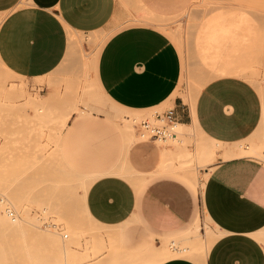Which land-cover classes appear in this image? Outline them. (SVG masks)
Here are the masks:
<instances>
[{"label": "crops", "instance_id": "obj_1", "mask_svg": "<svg viewBox=\"0 0 264 264\" xmlns=\"http://www.w3.org/2000/svg\"><path fill=\"white\" fill-rule=\"evenodd\" d=\"M191 1L0 0V60L19 76L42 77L66 57L70 31L87 34L120 23L103 37L96 58L97 84L106 100L127 110L162 108L160 114H171L177 124L193 126L231 149L247 138L260 140L261 144L252 145L264 149V95L243 67L230 64L216 70L193 103L187 100L189 93L180 90L181 51L151 18L178 13ZM228 9H233L232 3L225 4ZM213 21L228 27L216 40L208 34L203 39L204 50L210 49L204 55L215 57L210 63L216 64L225 41L234 38L240 44L241 38L228 26L233 23ZM114 111L111 108L108 113L117 117ZM93 116L104 127L109 122L108 115ZM164 149L168 150L149 144L131 149V160L146 179L136 187L127 178L129 172L111 165L85 178L89 179L88 213L100 223L119 227V241L129 251L160 246L173 237L186 242L185 232L200 222L203 236L207 223L216 236L204 264H264V242L256 234L264 231V161L218 152L216 161L201 169L210 173L197 185L187 175L162 165ZM161 264L200 263L192 255Z\"/></svg>", "mask_w": 264, "mask_h": 264}, {"label": "rangeland", "instance_id": "obj_2", "mask_svg": "<svg viewBox=\"0 0 264 264\" xmlns=\"http://www.w3.org/2000/svg\"><path fill=\"white\" fill-rule=\"evenodd\" d=\"M226 3H232L233 9L225 10ZM215 4L217 9H213ZM241 14L244 16L239 19ZM215 18L233 23L228 26L235 28L233 35L240 37L241 42L235 44L234 38L225 41L222 56L212 64L204 60L209 50L204 52L202 47L207 37L204 29ZM151 20L170 35L181 51L183 93H189L194 83L214 77L216 70L232 64L243 67L249 80L264 95V0H192L178 13ZM238 21L246 26L241 23L240 32L236 28ZM119 26L120 23L95 33L75 34L77 38L72 40L62 63L41 78L14 75L0 62V198H3L0 200V264H104L107 249L114 248L117 242L103 231V223L102 227L88 217L83 194L79 192L84 188L81 181L99 168L111 165L129 172L127 178L135 187L144 184L146 179L130 157L136 144L170 149L182 139L179 144L191 151L196 149L194 139L200 134L195 127L184 129L182 134L177 133V139L167 141L155 140L148 132L142 136L141 122L156 123V115L163 109L119 108L100 92L96 79L97 53L104 42L102 38ZM95 34L98 38L91 40ZM15 81L27 84L25 97L11 91L10 85ZM36 106L45 109L38 110ZM111 108L119 116H110ZM65 113L69 117L73 114L64 127ZM94 114L108 115L105 127ZM126 117L130 133L138 136L136 141L124 136L129 134L122 127ZM253 140L247 138L243 142L261 144L260 140ZM254 157L264 161L263 157ZM211 158L200 154L191 161L177 159L176 162L183 170L198 168L202 183L205 173L201 169L216 161ZM69 200L70 206L66 204ZM213 233L207 223L200 239L189 235L184 237L186 242L176 239L180 250L175 249L167 259L149 257L144 264H161L176 256L195 255L197 259L199 247L216 237Z\"/></svg>", "mask_w": 264, "mask_h": 264}, {"label": "bare ground", "instance_id": "obj_3", "mask_svg": "<svg viewBox=\"0 0 264 264\" xmlns=\"http://www.w3.org/2000/svg\"><path fill=\"white\" fill-rule=\"evenodd\" d=\"M243 14L238 15L240 16L239 19H241V17ZM243 20V18H242ZM246 21V20H244ZM243 23L242 25L244 27L245 24L244 22H238V25L236 26V28H239L240 27V24ZM206 30H204V32L209 35V38L211 39H215L216 35L217 34H222V33H226L228 32V27L226 26H223V25H220V26H217L216 24H214V21H211L210 24L208 26L205 27ZM230 29V28H229ZM240 28L238 30V32H240ZM234 31V30H232ZM252 32V31H251ZM95 33V32H93ZM70 34V41L72 42V40H75L77 38V36L75 35V33L73 31H70L69 32ZM241 34V33H240ZM239 34V35H240ZM226 35V34H225ZM238 35V36H239ZM99 35L95 34L91 37V40H94V39H97ZM105 36V35H104ZM75 37V38H74ZM86 37V36H85ZM101 37V36H100ZM103 37V36H102ZM220 37V36H219ZM245 37V36H244ZM93 38V39H92ZM79 39V38H78ZM103 39V38H102ZM208 39V38H207ZM230 39V37H229ZM216 40V39H215ZM220 41V40H219ZM71 42H70V46H71ZM214 42V41H213ZM216 42V41H215ZM227 42V41H226ZM217 43V42H216ZM205 44H207V42H205ZM209 45L210 44H213V43H208ZM221 45V44H220ZM69 46V47H70ZM219 47V46H218ZM203 48V47H202ZM207 48V47H206ZM204 50V48H203ZM210 50V49H208ZM216 50V49H215ZM213 51V50H212ZM205 52V51H204ZM218 53V52H217ZM216 53V54H217ZM204 54V53H203ZM207 54V53H205ZM213 56V54H212ZM221 56V55H220ZM208 55H204V60H207L208 63L209 62H212L215 58V57H208ZM88 58V57H87ZM2 66L9 72H11L12 74L14 75H18L16 73H13L9 68H7L3 62L0 60ZM216 75V74H215ZM228 75H231V74H228ZM217 77V76H216ZM37 78H41V77H37ZM36 78V79H37ZM213 77H208V78H205L197 83H194L193 86L190 88V91H189V95L187 97V100L191 103H193V101L196 99V96L198 95V93L201 91V89L212 79ZM35 81V80H34ZM37 84V83H35ZM10 89L11 91L13 90L15 93H17L18 95L20 96H26L27 94V89H28V86L26 83H17L16 81L15 82H12L11 85H10ZM187 88V87H186ZM193 105V104H192ZM36 108L38 110H41L42 108H44V106H36ZM36 109V110H37ZM45 109V108H44ZM37 112V111H36ZM115 112V111H114ZM117 115V114H116ZM118 116V115H117ZM68 117H69V113H65L64 115V120H63V126L65 127V124L68 120ZM263 117H264V114H263ZM128 118H126V122L124 123V125H122L123 127V131L128 132L129 134H125L128 138L127 140L129 139V141H133L134 139H136L138 136L136 134H131L130 133V130H129V126H130V123H128ZM176 127H177V130L176 133H175V136L172 137V139H177V133L180 135L183 133V130L184 129H189V126L187 125H184V124H177L176 123ZM198 130V129H197ZM200 134V137H195L194 139V142H195V150L194 151H191L186 147H184L183 145L179 144L181 143L182 139H179V143L176 144L175 146V149H168L166 151V153H164V161H163V164L166 163L169 167H172L173 171H177V172H180V173H185L184 175H187L195 184H199V169H195V171H187V170H183V169H180V166H176V161L177 159L180 160V162H187V161H191L193 160L196 156H199L200 154H206V155H210L212 158L211 160L214 161L215 159V156L217 155L218 152H220L223 156L227 157V156H231V155H235L237 154L238 156L240 155H249V156H259V157H264V149L261 145V150H259L257 147L253 146V145H246L245 142H241V143H238L235 145L234 148H228L225 146L224 143L220 142V141H216L214 139H211L203 134H201L199 131L197 132ZM143 136V135H142ZM197 136V135H195ZM59 144V143H58ZM131 144V143H130ZM30 147V146H29ZM202 157V156H201ZM224 157V158H225ZM233 157V156H231ZM200 158V157H199ZM48 167V166H47ZM49 168V167H48ZM210 169H213V167H211ZM210 171V170H209ZM206 173L205 175H203L204 178H207L208 175H209V172ZM71 172V171H69ZM72 173V172H71ZM72 174H75L74 172ZM79 177V176H78ZM89 180V179H87ZM87 180H82L81 183L82 185L84 186V188L82 189V191L80 190L79 192L81 193V196L83 194V199L85 201V198H86V193H87V189H88V186H89V182H87ZM91 183V181H90ZM80 197V196H79ZM78 197V198H79ZM79 200V199H78ZM70 201V200H69ZM71 203L68 202L66 203L67 205ZM80 203H83V202H80ZM85 204V203H83ZM71 204H69L70 206ZM73 205V204H72ZM79 205V204H78ZM81 205V204H80ZM85 207V206H84ZM86 208V207H85ZM9 212V211H8ZM86 212H87V215L89 218H92V220H95L87 211L86 209ZM10 213V212H9ZM96 221V220H95ZM98 222V221H96ZM100 223V222H98ZM102 223H100V226ZM104 227H103V231H105L108 236H111V238H114L117 242V245L112 248V247H109L107 249V252L105 254V257H104V260H103V263L104 264H144L147 260H149V257L151 258L152 256L156 257V258H162V259H167L169 257H171V255L173 254L174 250H180V248L176 247L177 245V242H176V237H173V238H169V239H166L167 242L165 244H163L162 246L160 247H155V244H152L151 246H149L147 249L145 250H142V251H129L127 249H125L123 247V245L121 244V242L119 241V232H120V228L117 227V226H112V225H105L103 224ZM99 226V227H100ZM95 228H98V227H95ZM97 230V229H95ZM98 233V231H97ZM101 233V232H100ZM257 237H259V239L264 242V231H259V233L257 232ZM189 235V238H197L200 237L203 235L202 231L200 230V225L198 224V222L193 226L191 227L187 232H185V237H188ZM40 236V235H39ZM67 236V235H66ZM38 237V236H37ZM40 238V237H38ZM216 239V237L212 238L210 241H208V243L204 244V245H201L199 247V251H198V258L197 260L199 261L200 264H204L205 263V259L207 257V254L209 252V249L211 247V245L213 244L214 240ZM51 242V241H50ZM68 249L65 250L66 253H68L67 251ZM72 250V249H71ZM26 254V253H25Z\"/></svg>", "mask_w": 264, "mask_h": 264}, {"label": "built area", "instance_id": "obj_4", "mask_svg": "<svg viewBox=\"0 0 264 264\" xmlns=\"http://www.w3.org/2000/svg\"><path fill=\"white\" fill-rule=\"evenodd\" d=\"M157 122L153 123L148 120H144L141 122L140 129L144 130L140 132L141 135H145L144 132L150 133V136L158 141H167L168 139L175 136L174 128L176 127V122L171 114H160L156 115ZM3 198H0L2 200ZM10 215H14V213L8 209Z\"/></svg>", "mask_w": 264, "mask_h": 264}]
</instances>
